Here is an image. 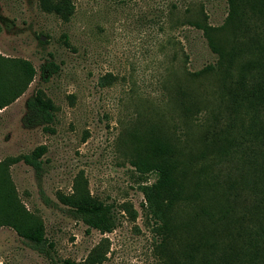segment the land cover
I'll return each instance as SVG.
<instances>
[{"label":"rangeland","instance_id":"rangeland-1","mask_svg":"<svg viewBox=\"0 0 264 264\" xmlns=\"http://www.w3.org/2000/svg\"><path fill=\"white\" fill-rule=\"evenodd\" d=\"M70 2L72 13L63 19L42 9L39 0H0V82L10 87L1 92L10 100L0 108V164H9L21 203L42 219L54 259L83 262L98 252L103 257L93 264H166L173 247L170 252L160 244L161 235L142 206V189L155 176L132 161L144 153L141 140L149 133L171 131L175 121L183 128L172 91L187 84L188 73L216 60L190 21L221 25L227 2ZM20 59L34 73L18 92L24 83ZM35 91L53 105L52 131L22 125L25 102ZM41 144L46 151L39 184L57 206L43 203L38 178L21 159ZM58 192L88 193L111 204L114 229H88L65 211ZM0 264L50 261L12 228L1 226Z\"/></svg>","mask_w":264,"mask_h":264},{"label":"trees","instance_id":"trees-1","mask_svg":"<svg viewBox=\"0 0 264 264\" xmlns=\"http://www.w3.org/2000/svg\"><path fill=\"white\" fill-rule=\"evenodd\" d=\"M39 1L42 9L63 19L73 10L70 0ZM226 2L221 25L190 21L216 60L188 73L187 84L172 91L183 128L175 121L171 131L149 133L141 140L144 153L132 161L139 171L155 176L142 189V206L161 235L160 244L173 247V259L168 255L166 264H264V0ZM18 63L24 79L20 92L34 68L23 59ZM9 88L0 82V108L10 100L1 93ZM25 106V128L41 125L52 131L54 108L48 98L35 91ZM45 151V145H37L21 159L38 178L43 203L57 206L39 184ZM8 165L0 164V227L12 228L50 264L100 262L98 252L83 262L54 259L43 221L21 203ZM57 199L88 229H114L111 204L88 193L58 192Z\"/></svg>","mask_w":264,"mask_h":264},{"label":"crops","instance_id":"crops-1","mask_svg":"<svg viewBox=\"0 0 264 264\" xmlns=\"http://www.w3.org/2000/svg\"><path fill=\"white\" fill-rule=\"evenodd\" d=\"M0 112H1V110H0Z\"/></svg>","mask_w":264,"mask_h":264}]
</instances>
